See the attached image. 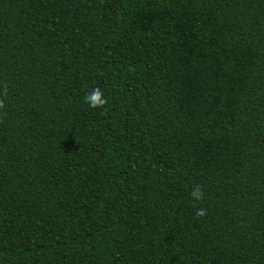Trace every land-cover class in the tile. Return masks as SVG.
<instances>
[{
    "label": "trees",
    "instance_id": "trees-1",
    "mask_svg": "<svg viewBox=\"0 0 264 264\" xmlns=\"http://www.w3.org/2000/svg\"><path fill=\"white\" fill-rule=\"evenodd\" d=\"M2 81L0 264H264V0H0Z\"/></svg>",
    "mask_w": 264,
    "mask_h": 264
},
{
    "label": "clouds",
    "instance_id": "clouds-1",
    "mask_svg": "<svg viewBox=\"0 0 264 264\" xmlns=\"http://www.w3.org/2000/svg\"><path fill=\"white\" fill-rule=\"evenodd\" d=\"M8 93V84L6 81L0 82V110L5 108V99ZM83 102L90 108L104 109L108 104V99L104 95V91L98 87L94 86L88 88L83 95ZM189 197L192 201V206L196 209L195 216L201 217L207 214V210L202 207H198L199 202L203 201L205 198V188L201 183H196L191 186L189 191Z\"/></svg>",
    "mask_w": 264,
    "mask_h": 264
}]
</instances>
